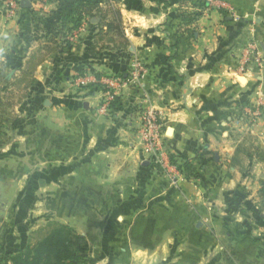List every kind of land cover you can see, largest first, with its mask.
<instances>
[{
    "label": "rangeland",
    "instance_id": "obj_1",
    "mask_svg": "<svg viewBox=\"0 0 264 264\" xmlns=\"http://www.w3.org/2000/svg\"><path fill=\"white\" fill-rule=\"evenodd\" d=\"M132 6L133 0H0V256L33 245L55 225L66 224L83 237L88 264H264V60L253 54L241 60L248 45L264 59V0H176L171 5L162 0V7L172 12L159 25L170 60L178 51L176 39L198 40L202 18L214 26L233 21L243 28L237 46H227L224 57H218L223 71L241 89L236 100L218 113L219 128L236 140L231 156L214 159V149L202 142L193 156L179 160L163 134L168 169L164 168L143 152L139 131L147 107L139 113L135 135L141 153L173 186L178 182L189 186L186 208L158 210V217L168 220L165 224L125 225L117 238L116 233L110 236L115 226L87 223L90 215L106 218L108 210L72 207L75 202L70 204L68 191H63L68 188L66 180L56 185L52 130L42 126L51 127L57 117L50 105L45 107L47 96L38 90V81L45 82L39 66L52 55L77 52L83 41L94 57L106 54V60H117L107 54L123 51L118 58L130 60L126 69L105 72L93 64H79L63 81L69 88L97 90L99 114L101 84L77 85L80 77H127L133 61L139 60L146 69L139 84L148 79V65L128 50L130 43L120 46L118 36L106 34L115 9L126 36V29L137 21L123 17L121 11H131ZM93 43L95 51L90 53ZM241 63L243 71L238 70ZM139 84L122 88L118 98ZM42 135L47 137L44 142ZM236 150L238 160L232 164ZM107 251L110 255L104 257Z\"/></svg>",
    "mask_w": 264,
    "mask_h": 264
},
{
    "label": "crops",
    "instance_id": "obj_2",
    "mask_svg": "<svg viewBox=\"0 0 264 264\" xmlns=\"http://www.w3.org/2000/svg\"><path fill=\"white\" fill-rule=\"evenodd\" d=\"M175 1L166 0L168 5ZM166 10L162 0H133L131 11H121L123 17L137 21L126 29L128 50L142 56L148 65V79L126 89L109 117L95 111L101 95L97 90L69 88L63 81L79 64H93L105 72L126 69L130 60L119 59L123 51L108 53L117 60H106V54H88V43L83 41L77 52L52 55L39 66L45 82L38 81V90L47 96L45 107L50 105L57 117L51 127L42 126L45 131L52 130V174L57 178L56 185L66 180L68 188L63 191H68L70 204L75 202L72 207L108 210L106 218L90 215L87 223L115 226L110 236L116 233L117 238L124 233L125 225L165 224L168 220L158 217V210L186 208L189 204V186L182 182L173 186L141 153L135 134L142 107L159 112L165 143L179 160L193 156L202 142L214 149V159L227 158L236 143L233 136L219 128L218 113L225 104L236 100L241 89L223 71L220 59L227 46H237L243 28L233 21L214 26L202 18L198 40L176 39L178 51L170 60V48L159 26L172 15ZM216 50L221 54L214 56ZM262 126L264 129V123ZM42 137L44 142L47 137ZM73 193L78 194L77 201ZM109 255L107 251L104 257Z\"/></svg>",
    "mask_w": 264,
    "mask_h": 264
},
{
    "label": "trees",
    "instance_id": "obj_3",
    "mask_svg": "<svg viewBox=\"0 0 264 264\" xmlns=\"http://www.w3.org/2000/svg\"><path fill=\"white\" fill-rule=\"evenodd\" d=\"M111 14L112 20L106 24V34H115L120 38V46H127L129 41L121 28L120 13L118 10L112 9ZM95 46L94 43L90 46V53L95 51ZM118 104L119 98H116L112 103L113 109ZM237 154L238 150L234 152L230 160L232 164L237 162ZM82 240L83 237L76 233L71 226L57 224L35 244L27 245L17 252L0 256V264H88L89 256L81 248Z\"/></svg>",
    "mask_w": 264,
    "mask_h": 264
},
{
    "label": "built area",
    "instance_id": "obj_4",
    "mask_svg": "<svg viewBox=\"0 0 264 264\" xmlns=\"http://www.w3.org/2000/svg\"><path fill=\"white\" fill-rule=\"evenodd\" d=\"M256 55V59L264 60L261 58L258 50L248 45L243 53L241 60H249L248 55ZM244 61L243 63H245ZM241 63L238 70L243 71L244 65ZM146 69L139 60H134L131 64V70L127 77L110 76L108 78H99L82 76L77 80V85H87L88 83H100L102 86L103 99L99 103L97 112L102 115H108L112 110V103L119 97V90L127 87L129 84L138 83L144 77ZM141 129L139 131V137L142 144L143 152L151 154L155 157L156 163L161 164L164 168H167V164L164 162L162 153L163 143V123L162 118L156 110L147 107L144 108L141 117ZM168 169V168H167ZM177 175V174H175Z\"/></svg>",
    "mask_w": 264,
    "mask_h": 264
}]
</instances>
